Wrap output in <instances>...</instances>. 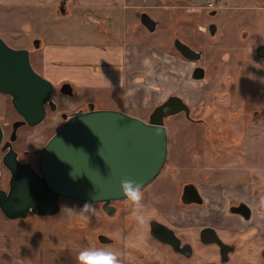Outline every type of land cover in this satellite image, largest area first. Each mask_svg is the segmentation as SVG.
<instances>
[{
    "label": "flooded vegetation",
    "instance_id": "flooded-vegetation-1",
    "mask_svg": "<svg viewBox=\"0 0 264 264\" xmlns=\"http://www.w3.org/2000/svg\"><path fill=\"white\" fill-rule=\"evenodd\" d=\"M255 1L260 0H253L250 3L243 0H201L193 3L191 0H175L169 5L171 20L168 27L164 28V32L168 35L170 49L174 51L169 50V53H174L183 62L186 81H175L173 77L172 87H169L164 97L149 108H136L143 110L135 116L146 121L155 106L169 96L175 95L188 107V115L184 110L175 113L182 112L187 119L204 122L209 139L206 141L202 135L199 143L205 145L203 162L193 160L168 162L169 158L166 155L161 171L143 186L147 206L146 224L139 225L135 221L131 213L132 206L124 197L110 199L105 204L95 202L99 215L92 217V221L94 225L100 224V231L95 233L94 238L97 242L107 245V248L115 250L122 264H264V166L236 164L231 168L235 173L234 177L223 179L219 175L223 170L221 163L213 159L216 155H219L218 159L226 156L223 157L220 150L211 149L221 142L220 139L229 142L233 134L246 138L254 125V119L264 121V104L250 109L249 104L241 100L242 103L236 102L234 107L230 108L233 100L229 97L232 82L223 86L222 95L212 93L206 98L204 91L209 93L210 89L207 86L205 88L203 82L208 75V67L214 66L209 62L210 54L220 52L221 55L222 52L228 56L231 47L237 48L235 41H244L253 36L254 29L241 23L249 22V25L253 26L257 22L256 9L260 6L257 7ZM164 5H159L158 0L157 6L167 9ZM236 8L249 13L241 18L232 11ZM142 11L147 12L141 10L138 21L149 31L140 22ZM152 19L156 23L153 31L149 32H154L158 23L156 19ZM164 37L161 36V40L154 44L168 52ZM259 37L260 40L251 48V54L256 59L264 60V30ZM180 42L193 50L188 54L195 58L190 59L181 55L178 48ZM16 47L26 48L31 60L32 52L39 49V39H30L28 45ZM225 47L226 49L221 50ZM163 71L170 69L166 68ZM200 73L201 77L193 76ZM65 81L53 83L52 97L56 106L54 110L46 107L45 119L53 124L51 114L55 113V120L58 118L56 128L63 122L62 113L69 114L79 108L88 109L89 104L94 108H100L94 100L86 98L72 108L62 109L60 94L73 100V94H64L59 90L60 84ZM136 81L144 83L140 77ZM187 83H191L192 86H188ZM167 86L168 84L159 83L154 88L162 90ZM189 88L193 90L190 91ZM114 99L121 104L122 109L126 108L123 106L122 90L115 93ZM196 109L200 112L195 114ZM20 118L19 115L16 119ZM210 121H216L218 128L221 129L218 131L212 129L210 124H207ZM235 121H241L239 129L235 128ZM11 122L9 131L5 132V123L0 121L3 131L0 143V168L3 165L1 157L7 150L1 149V146L5 142L7 144L9 140ZM24 125L27 124L20 126ZM174 139L173 136V141ZM16 140L17 135L11 141V145L17 152L18 160L28 161L37 169L36 154L44 141L39 147H24L16 145ZM228 144L229 148H232V144ZM231 151L234 149H229V154ZM175 154L176 152L173 153L174 156ZM174 160L179 159L175 156ZM212 171L214 177L211 175ZM216 175L219 177H215ZM188 184H194L199 196ZM195 198H199L200 201H193ZM59 204L61 209V203ZM76 220L81 222L79 219ZM103 239L107 241L103 242Z\"/></svg>",
    "mask_w": 264,
    "mask_h": 264
},
{
    "label": "water",
    "instance_id": "water-1",
    "mask_svg": "<svg viewBox=\"0 0 264 264\" xmlns=\"http://www.w3.org/2000/svg\"><path fill=\"white\" fill-rule=\"evenodd\" d=\"M59 10L65 12L62 5ZM140 22L149 31L156 23L145 11L140 13ZM178 48L182 56L195 58L188 54L193 50L186 44L180 42ZM59 90L72 94L68 81L62 82ZM0 92L10 96L13 108L21 116L11 122L9 140L1 146L7 148L1 162L9 177L6 189L0 188V211L8 219L25 218L30 212L54 215L59 211L60 197L104 204L122 198V176L144 186L158 175L166 160L167 130L163 118L179 110L188 115V107L175 95L155 106L146 121L120 109L94 108L90 104L88 109L62 113L63 122L36 154L35 169L28 161L18 160L11 141L18 126H35L45 118L46 107L54 110V86L34 70L26 48L12 47L1 37ZM2 137L0 124V143ZM188 185L198 195L194 184Z\"/></svg>",
    "mask_w": 264,
    "mask_h": 264
},
{
    "label": "rangeland",
    "instance_id": "rangeland-1",
    "mask_svg": "<svg viewBox=\"0 0 264 264\" xmlns=\"http://www.w3.org/2000/svg\"><path fill=\"white\" fill-rule=\"evenodd\" d=\"M195 1L201 0H191L192 3ZM243 1H246V3L253 2V0ZM173 2L175 0H159V5L165 4L164 6L167 9H162L159 6L154 9H144L158 23L154 32L147 31L140 23H135V27H128L133 30L139 29L136 40H152L156 43L157 40L158 42L161 40V36H165L166 49L174 52L170 49L168 35L164 32V28L168 27L171 20L169 5ZM255 4L257 7L260 6L256 9L257 22L253 26H250L249 22L241 23V25L254 29L253 36L244 41H235L237 48L231 47L228 56L222 52L221 55L220 52L209 55V62L214 66L208 67V75L204 79L205 81L203 80L204 87H209L210 89L209 93L204 91L205 98L208 94L212 93L222 95L223 86L232 82L229 97L233 100L231 101L230 108H233L236 102L242 103L243 101L249 104L250 109H255L260 104H264V60L256 59L251 54L252 46L260 40V33L264 30V0L255 1ZM236 9L232 11L236 15L239 14L241 18L249 13L248 11H243L244 9ZM20 22L15 15H7V9L0 6V37L10 46L28 45L30 39H39L34 33L35 27H29ZM15 23L20 24L16 25ZM14 25H16V31L14 30ZM4 29L13 32L6 31L4 33ZM133 38L132 36L130 40H133ZM40 48L41 44L39 43V49L32 52L30 61L34 70L42 75L40 72ZM222 49H226V47ZM166 68L168 67H162L163 70H166ZM117 91L120 90L103 88H91L87 90L77 84H73V100L60 94V107L64 110L69 109L79 104L80 100L90 98L100 108L122 109L121 104L113 98V93ZM122 110L135 116L139 115L143 109L134 110L132 108H125ZM198 112L200 110L196 109L194 113ZM48 115L50 116L49 112ZM18 117L19 114L13 108L9 95L0 92V121L5 123V132L9 131L10 122ZM54 117L55 113L51 114L50 118L54 121L53 124L44 118L35 126L24 125L18 127L16 129L17 140L15 144L24 147H39L57 129L58 118L55 120ZM254 120L251 132L246 138L233 134L229 142L220 139L221 142H218L216 146L211 148L212 150L217 149L222 151V156H226L225 158L218 159L219 155H216L213 159L221 163L223 170L219 175L223 179L234 177L235 173L232 172L231 168L235 167L236 164L249 166L261 164L264 166V121H260L258 118ZM208 123L216 131L221 129V127L218 128L216 121ZM164 125L168 134V162H185L187 160L203 162V159H205V150L203 151L205 145L199 143L201 142L202 135L205 136L206 141L209 139L204 122L187 119L182 112H178L165 117ZM240 126L241 121H235V128L239 129ZM173 136L175 138L174 141ZM228 143H231L234 149L230 154L229 149L232 148H229ZM175 152V156L179 160H174L175 156L173 153ZM0 169V187L5 188L9 171L3 165ZM213 174L214 172L212 171L211 175ZM215 177L219 176L216 175ZM59 202L61 206L82 205L84 203V201L67 197H60ZM73 219V222L72 220L68 221L65 218L63 210L60 208L59 212L54 215H36L30 212L25 218L15 219L6 218L0 211V264H78L77 255L83 248H107V245L97 242L94 238L95 233L100 231L99 223L97 226L94 225L92 219L87 223L83 221L79 223L76 220L77 218Z\"/></svg>",
    "mask_w": 264,
    "mask_h": 264
},
{
    "label": "crops",
    "instance_id": "crops-1",
    "mask_svg": "<svg viewBox=\"0 0 264 264\" xmlns=\"http://www.w3.org/2000/svg\"><path fill=\"white\" fill-rule=\"evenodd\" d=\"M157 5L158 0H0L7 15L35 27L43 76L54 84L66 80L87 90H122L123 106L132 109L149 108L163 98L173 77L186 81L177 55L152 40H136L139 29L128 28L139 23L141 10ZM139 77L144 83L136 81ZM159 83L168 86L154 88Z\"/></svg>",
    "mask_w": 264,
    "mask_h": 264
},
{
    "label": "clouds",
    "instance_id": "clouds-1",
    "mask_svg": "<svg viewBox=\"0 0 264 264\" xmlns=\"http://www.w3.org/2000/svg\"><path fill=\"white\" fill-rule=\"evenodd\" d=\"M119 191L130 202L135 221L139 225L146 224L147 206L142 183L129 176H122L119 180ZM61 209L68 221L77 218L87 223L92 217L99 215L93 200H86L82 205H62ZM77 261L78 264H122L118 253L105 247H85L79 251Z\"/></svg>",
    "mask_w": 264,
    "mask_h": 264
},
{
    "label": "trees",
    "instance_id": "trees-1",
    "mask_svg": "<svg viewBox=\"0 0 264 264\" xmlns=\"http://www.w3.org/2000/svg\"><path fill=\"white\" fill-rule=\"evenodd\" d=\"M57 15H59V14L57 13Z\"/></svg>",
    "mask_w": 264,
    "mask_h": 264
}]
</instances>
